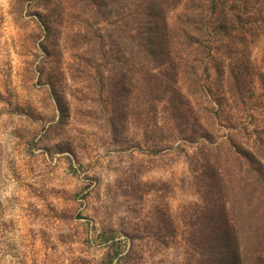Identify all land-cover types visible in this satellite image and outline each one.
Instances as JSON below:
<instances>
[{
    "label": "rangeland",
    "instance_id": "obj_1",
    "mask_svg": "<svg viewBox=\"0 0 264 264\" xmlns=\"http://www.w3.org/2000/svg\"><path fill=\"white\" fill-rule=\"evenodd\" d=\"M217 13L160 55L122 0H0V264H209L264 160V10Z\"/></svg>",
    "mask_w": 264,
    "mask_h": 264
},
{
    "label": "trees",
    "instance_id": "obj_2",
    "mask_svg": "<svg viewBox=\"0 0 264 264\" xmlns=\"http://www.w3.org/2000/svg\"><path fill=\"white\" fill-rule=\"evenodd\" d=\"M122 1L128 21V36L136 47L145 45L150 54L160 55L170 49L173 34H179L180 37L198 35L208 29L209 23L214 31H219L222 25L219 24L220 15L217 13L219 4L223 6L232 2L234 7L242 9L245 5L254 4L264 10V0H222L223 3L219 0ZM180 6L182 9L177 14L179 26L176 27V23L173 25L169 22L168 16ZM209 16L212 20L207 21ZM129 64L132 71L137 70L135 62L129 61ZM250 159V179L259 177V180L246 185L235 183L221 187L229 208L223 212L220 226L212 225L214 217H208L213 203L207 200L204 207L205 220L209 221L204 237L209 264H215L213 257L220 264H264V160L254 153H250ZM216 170L214 166L210 172L215 175ZM211 187H208V191Z\"/></svg>",
    "mask_w": 264,
    "mask_h": 264
}]
</instances>
